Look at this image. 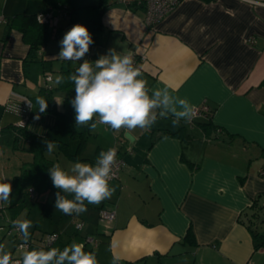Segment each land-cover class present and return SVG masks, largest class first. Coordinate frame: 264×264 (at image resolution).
<instances>
[{"label":"crops","instance_id":"1","mask_svg":"<svg viewBox=\"0 0 264 264\" xmlns=\"http://www.w3.org/2000/svg\"><path fill=\"white\" fill-rule=\"evenodd\" d=\"M107 2L85 59L96 60L110 48L143 55L141 78L150 89L168 87L194 106L205 102L212 115L179 124L171 114L158 116L149 129L130 133L97 124L94 130L86 126L82 134L70 103L73 84L55 82L82 63L57 58L59 42L75 25L66 6L47 22L49 31L59 29L60 34L38 50L37 58L47 63L45 71L31 64L26 75L29 44L11 19L43 13L45 2L0 0V178L12 185L32 164L29 147L38 140L55 142V159L66 169L77 160L94 164L100 151L117 142L122 143L124 161L119 179L109 184L111 198L98 205L86 203V212L65 215L56 210L58 189L49 175V189L35 195L29 208L12 214L10 198L2 202L0 220L30 221L29 249H38L43 234L56 232L60 236L54 247L83 244L97 264H264V246L255 247L239 221L253 197L264 192V0H181L151 28L144 23L145 9H130L129 0ZM12 92L28 97L30 108L24 111L23 102L14 99L7 102ZM38 97L47 101L42 113ZM173 102L178 103L175 98ZM25 118L26 124L17 127ZM90 139L92 150L86 153ZM44 157L49 168L55 164L46 150ZM100 206L115 211L111 223L99 219ZM75 222L83 223L81 230ZM189 231L193 241L186 239ZM16 242L0 233L5 250L22 258L24 249Z\"/></svg>","mask_w":264,"mask_h":264},{"label":"clouds","instance_id":"2","mask_svg":"<svg viewBox=\"0 0 264 264\" xmlns=\"http://www.w3.org/2000/svg\"><path fill=\"white\" fill-rule=\"evenodd\" d=\"M94 43L88 28L82 24L73 25L59 42V59L79 63L74 72L67 77L58 75L56 84L66 80L74 86L75 96L70 101L75 111L76 126H87L94 130L97 124L109 126L113 131L125 129L132 132L136 128L149 129L159 117L171 114L173 123L191 120L195 107L187 99L174 96L168 87L150 89L142 79L140 69L135 65L132 54L110 48L106 54L95 61L85 59L90 45ZM174 98L178 103H174ZM57 103H62L57 101ZM39 112L47 108V101L37 98ZM98 117V120H94ZM36 119H39L37 115ZM46 151L51 154L57 145L54 141H45ZM116 149L100 151L95 163L73 162L70 168L60 163L48 168L55 193V208L65 215H79L87 211L88 204H99L111 198L114 189L109 181L113 178L116 164ZM6 178H0V202H7L12 193V185ZM24 243L22 258L15 264H97L94 253L86 252L83 244L72 243L61 250L58 247L29 249L28 220L13 221ZM0 264H13L11 254L0 244Z\"/></svg>","mask_w":264,"mask_h":264},{"label":"trees","instance_id":"3","mask_svg":"<svg viewBox=\"0 0 264 264\" xmlns=\"http://www.w3.org/2000/svg\"><path fill=\"white\" fill-rule=\"evenodd\" d=\"M44 2V12L51 11L52 14L55 13L56 9L65 8L66 6L65 9L68 12L69 22L86 26L92 35L94 43L96 42V34L101 27L102 14L108 7L107 0H100L96 5L86 6L76 5L75 0H44ZM145 5V0H129L128 2V6L132 10H144ZM11 24L18 26V29L22 32L24 41L29 44V57L28 60H24L25 74L29 75V72H31L30 68H28L29 65L32 67L31 64H35L37 71L44 72L47 63L45 64L44 61H40L37 58L38 50L42 45L47 43L51 36L58 38L60 34L59 29L52 30V32L49 31L47 22L38 21L36 14L15 15L11 19ZM94 59V57H91L89 60L95 61ZM76 68L66 70V72L72 73ZM45 89L51 90L49 86H46ZM212 112L211 109V114L208 117L212 115ZM86 130L87 127H83L82 134L85 135ZM82 142L83 140H81L80 145ZM40 143L39 140L38 142L32 141L29 147L33 152L32 164L29 167H24L21 173L12 180V193L9 205L12 214L19 213L26 207L29 208L37 199L36 196L49 189L48 168L50 162L44 157L45 144ZM29 189H32V192ZM1 218L2 216H0ZM239 221L249 230L255 247L264 246V192H260L253 197L250 206L240 214ZM0 224H5V221L0 220ZM0 233L4 234L3 232ZM186 239L189 241L194 240L191 231L187 234Z\"/></svg>","mask_w":264,"mask_h":264},{"label":"built area","instance_id":"4","mask_svg":"<svg viewBox=\"0 0 264 264\" xmlns=\"http://www.w3.org/2000/svg\"><path fill=\"white\" fill-rule=\"evenodd\" d=\"M181 0H145V10H144V23L147 27L151 28L155 26L158 22L163 20L179 3ZM52 12H43L37 15V20L40 22H49L52 19ZM1 20V19H0ZM135 65L140 69L139 63L144 59L143 55H137L135 53H131ZM141 71V69H140ZM46 80H51V76L47 75ZM11 99L23 102L24 105V111L28 110L31 106V101L28 99V97L12 92L10 97L7 99V102ZM195 107L196 115L191 119H195L199 116H205L208 117L211 114V108L208 106L207 103L202 102ZM26 118L20 119L17 123V127H23L26 124ZM115 148L117 155H116V164L113 168V178L109 181L110 183H113L119 179L120 171L124 165V161L122 158V143L117 142L113 147ZM108 150V149H107ZM127 152L131 153L132 151L130 149H125ZM106 151V150H104ZM30 192H32V189H29ZM87 202L85 201V204ZM3 210V203L0 202V213ZM98 216L99 219L103 222L111 223L115 218V211L111 208H106L104 206H100L98 209ZM13 221H16V219L8 220L5 224H0V232H3L5 235H8L10 237L16 238V247L23 249L21 245L24 243L23 239H20L21 233L19 230L13 225ZM83 227L82 222H75V229L77 231L81 230ZM60 234L56 232H48L46 234H43L39 239V245L38 249L41 248H48V247H54V243L58 240ZM89 241H92V238L88 239ZM32 242V241H31ZM30 241H28L27 247H29ZM13 264L15 262L19 261L21 258L11 255Z\"/></svg>","mask_w":264,"mask_h":264},{"label":"rangeland","instance_id":"5","mask_svg":"<svg viewBox=\"0 0 264 264\" xmlns=\"http://www.w3.org/2000/svg\"><path fill=\"white\" fill-rule=\"evenodd\" d=\"M92 145H93V142H92V139H90V141L88 142V148H87V152L86 153H90L91 152V150H92ZM58 150V149H57ZM57 150H55L53 153H51V154H49L48 153V158H51V159H53L54 160V162L55 163H60L61 164V161L60 162H58L55 158H56V155L58 154V151ZM52 166V165H51ZM56 189V188H55ZM55 191V190H54ZM46 192V191H45ZM45 192H43V193H45ZM42 194V193H41ZM44 197V198H43ZM42 198V200H45V197L46 196H43ZM40 200V199H39ZM60 244V243H59Z\"/></svg>","mask_w":264,"mask_h":264},{"label":"water","instance_id":"6","mask_svg":"<svg viewBox=\"0 0 264 264\" xmlns=\"http://www.w3.org/2000/svg\"><path fill=\"white\" fill-rule=\"evenodd\" d=\"M128 137V135H126Z\"/></svg>","mask_w":264,"mask_h":264}]
</instances>
